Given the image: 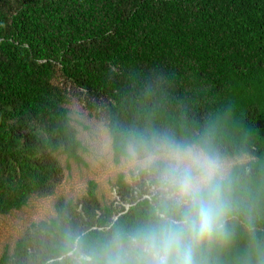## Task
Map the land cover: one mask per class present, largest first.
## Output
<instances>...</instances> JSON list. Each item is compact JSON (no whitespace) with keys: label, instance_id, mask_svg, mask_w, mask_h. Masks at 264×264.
I'll list each match as a JSON object with an SVG mask.
<instances>
[{"label":"trees","instance_id":"trees-1","mask_svg":"<svg viewBox=\"0 0 264 264\" xmlns=\"http://www.w3.org/2000/svg\"><path fill=\"white\" fill-rule=\"evenodd\" d=\"M75 97L114 130L195 135L215 120L244 174L264 175V0H0V217L54 196L62 159L81 162ZM114 186L118 204L94 182L59 200L0 264H40L58 225L95 236L135 223L150 186Z\"/></svg>","mask_w":264,"mask_h":264},{"label":"clouds","instance_id":"clouds-1","mask_svg":"<svg viewBox=\"0 0 264 264\" xmlns=\"http://www.w3.org/2000/svg\"><path fill=\"white\" fill-rule=\"evenodd\" d=\"M92 143L117 153L152 197L140 219L107 234L58 225L40 264H264V175L244 174L215 120L182 136L103 125Z\"/></svg>","mask_w":264,"mask_h":264},{"label":"rangeland","instance_id":"rangeland-1","mask_svg":"<svg viewBox=\"0 0 264 264\" xmlns=\"http://www.w3.org/2000/svg\"><path fill=\"white\" fill-rule=\"evenodd\" d=\"M69 109L73 121L79 123L78 138L85 148L81 154V162L62 159L64 180L54 196L46 199L33 198L21 211L0 217V256L6 250L12 252L18 239L32 224L54 217L55 206L59 200L76 201L86 195L90 182L98 186L97 195L102 204L119 203L114 186L119 176H123L127 183L133 182L134 177L123 170L121 163L115 164L113 154L101 153L92 143L96 130L103 125L88 116L77 97L73 98ZM239 160L243 163L249 161L248 158Z\"/></svg>","mask_w":264,"mask_h":264}]
</instances>
